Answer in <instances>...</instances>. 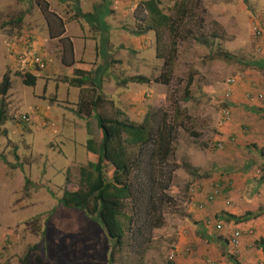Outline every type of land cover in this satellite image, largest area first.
<instances>
[{"label": "rangeland", "instance_id": "1", "mask_svg": "<svg viewBox=\"0 0 264 264\" xmlns=\"http://www.w3.org/2000/svg\"><path fill=\"white\" fill-rule=\"evenodd\" d=\"M57 1L16 0L12 9L8 6L3 9V5L11 1L0 0V35L8 33L9 36L3 42L0 39V78L3 67L9 65L11 54L15 52L9 47L20 40L31 43L20 57L29 60L33 52H38L48 64L44 71L29 67V73L37 78L35 87L24 85V75L12 73L17 76L12 79L13 97L5 98V117L0 127V259L7 264L264 263V248L258 244L264 241V166L250 163L254 158L261 160L264 153L259 146L254 148L253 143L244 142L242 138H253L264 126V102H252L247 97L248 94H264V0H192L194 4L199 1L200 11H205L208 32L217 28L224 33V39L221 49L193 38L180 41L169 85L162 83V75L168 67L165 60L156 57L155 33L136 34L137 27L143 25L147 16L144 4L148 0H106L107 9L111 11L107 26L109 29L113 25L114 29L110 35L105 33L103 42L101 39L104 55L96 59V64L89 62L95 73L94 83L101 87L89 85L85 91L66 81L76 77L75 69L66 70L59 65L60 60L66 66L71 58L73 64L75 58L71 54L59 58L33 46V41L39 39L44 43L50 40L52 44L49 32L51 36L61 32L64 23L57 12L68 15L67 11H75V6L60 7ZM176 2L160 0V7L164 13L172 14ZM90 8L81 6L80 9L84 12ZM26 13L30 15L27 24L18 21L22 19L21 14ZM82 22L89 34L100 35L92 32L85 20ZM258 26L263 33L256 38L254 28ZM214 49L224 50L233 58H218ZM86 56L82 59L86 60ZM83 63L78 64L79 68L89 69ZM75 66L77 68V64ZM138 75L154 82L123 84ZM189 77L194 80L188 88L191 100L185 102ZM231 77L238 78V83L229 101L225 99V83ZM100 94L105 102L95 111L88 105V99ZM237 94L249 101L241 104L240 109L251 114L255 128L259 127L254 132L253 125L245 123L243 133L235 134L229 144L217 136L222 134L219 125L223 110L228 103L233 106ZM81 97L86 106L84 113L79 114ZM2 100L0 94V108ZM176 106L187 111L189 120H185V130H179L174 161L179 168L181 147L187 138L193 137L192 133L205 137L207 146L202 150L208 154L213 167L203 174H208L210 182L204 188L198 182L201 178L175 179L177 168L167 193L171 201L163 206L165 223L159 229L152 226L155 219L149 222L147 195L135 193L129 203L133 221L128 244L112 263L110 254L115 242L107 236L99 217H89L81 210L67 209L59 203L65 191H77L81 187V169L87 166V123L100 142L96 112L115 117L119 110L136 123L151 114L152 131L157 133L165 113L172 117ZM23 116L29 118V123L22 121ZM258 135L264 139V134ZM239 141L244 144L245 152L238 151L242 156L238 161L227 156V152L233 146H242ZM219 142L223 144L220 149ZM239 174H249L247 195L251 211L247 212L252 215L245 221H239L246 215L243 211L233 215L234 220L222 213L219 221L213 215L199 219L197 212L208 211L216 202L226 204L231 198L229 194L218 193L210 202L207 198L211 193L220 188L236 193L244 191L236 184L240 179L234 178ZM26 181L30 183L27 189ZM191 186L196 190L194 198L202 194L204 200H191L185 206L183 201L187 200ZM198 202H204V206L198 207ZM237 230H241L242 240L248 239L249 250L245 256L227 245V238Z\"/></svg>", "mask_w": 264, "mask_h": 264}, {"label": "trees", "instance_id": "2", "mask_svg": "<svg viewBox=\"0 0 264 264\" xmlns=\"http://www.w3.org/2000/svg\"><path fill=\"white\" fill-rule=\"evenodd\" d=\"M160 4V0L145 2L147 16L143 25L137 27L136 34L155 33L156 57L165 60V65L168 67V71L162 75V83L169 85L174 73L173 65L177 58L180 41L193 38L211 48L221 49L220 43L224 39V33L216 30L217 28L208 32L205 27V11H200L199 1L194 4L192 0H177L172 14L164 13ZM75 9L77 15L83 16L94 31H101L99 26H95V21L101 25L102 30L106 29L107 25L103 24L96 14H83L79 8ZM197 25L198 28H194ZM214 55L222 59L233 58L224 50L214 49ZM22 58L24 57L19 58V67L15 72L24 75V85L35 87L37 78L29 73L30 68H27L25 72L22 71ZM75 75L73 79L66 80L70 85L82 91L87 90L89 85H95L94 72L78 68L75 70ZM193 81V78L189 77L183 97L185 102L191 100L188 88ZM128 82L152 84L154 80L138 75L123 81V84ZM95 86L94 88L98 89L101 87ZM11 88L12 72L8 70L0 83V94L3 96L0 127L5 117V98ZM104 102L105 99L101 94L88 99V105L95 111L100 109ZM78 106L79 114L84 113L83 107L86 104L83 97L80 98ZM174 109L172 117L165 113L157 133L152 131L151 114H147L141 123H136L125 118L124 113L119 110L116 111L115 117L96 112L94 117L101 135L100 142L87 123L85 138L87 166L81 169V187L77 191H65L59 203L67 209L81 210L89 217H99L107 236L115 242L110 254L112 263L116 260L118 252H122L128 244L133 221V216L129 214V203L134 199L135 193L147 195L149 222L151 223L150 219H155L152 226L158 229L164 226L163 206L171 201L167 193L178 168L174 161L175 146L179 130H185V120H189L187 111L180 106ZM22 121L29 123L30 120L26 121L22 118ZM191 136L199 137L197 133H192ZM29 184L26 181V189ZM251 215V212H247L245 216L239 218V221H245ZM227 219L235 218L227 215ZM139 231L141 232V229ZM201 235L204 236V234ZM258 244L264 248V241ZM168 264L175 263L168 262Z\"/></svg>", "mask_w": 264, "mask_h": 264}, {"label": "crops", "instance_id": "3", "mask_svg": "<svg viewBox=\"0 0 264 264\" xmlns=\"http://www.w3.org/2000/svg\"><path fill=\"white\" fill-rule=\"evenodd\" d=\"M11 2H6L3 6V9H7L10 7V9H12L15 6V2L16 0H10ZM58 2V6L62 7V6H75L76 8H81L82 7H87V6H91L90 9H88V11L84 12L82 11V9L79 8V10L83 13V14H96L97 18L99 20H101V22L103 24H106L109 21V15L111 14V11H108L107 8V1L106 0H59ZM19 3V1H18ZM70 4V5H69ZM68 15H64L61 13H56V15L59 17V19H61L64 23V25H62V29L61 32L56 34V35H50L49 32V36L48 38H51L52 44L50 42V40L47 43L42 42L41 39L39 40H35L34 36H32L34 38L35 41H33L34 43V49H39V50H43L45 53L48 54H53L54 56L58 55L59 58L60 56H62L63 54H71L73 56V58H75V61L72 64V58L70 60H68V64L65 66L63 65V63L60 62L59 60V65L62 67H64V69H78L79 68V63H83L84 66L89 67V69H85V68H79V69H84L86 71H91L92 70V66L90 65V61L92 60L94 62V64H96V59L100 58L101 54L104 55L105 49H101V39L102 42L105 39V33L107 35H110L112 32V30L114 29L113 25L106 26V29L102 30L101 25H98V22L95 21L94 24L95 26H99V29L101 31L97 32L100 33V35H96V33H91L89 34L88 32V28L84 25V23L82 22V20H85L83 18V16H79L77 15L76 9L75 11H67ZM22 15V19H19L18 21L22 20V23L28 22L30 15L28 13L26 14H21ZM77 15V16H76ZM86 21V20H85ZM88 24V23H87ZM89 25V24H88ZM27 27L29 28L27 25H23V28ZM89 27L91 28V26L89 25ZM112 27V28H111ZM92 32L93 29L91 28ZM110 31V32H109ZM85 32H87L89 35L85 34ZM110 33V34H109ZM0 39L3 42V40L5 39H9L8 33L5 35H0ZM31 43H29V41H26V39H24V42H14L10 47L9 50L15 51L13 52V54H11V58L9 60V65L6 67L4 66L2 69V73H1V78L0 81H2V78L4 76V74L6 73V71L10 70L12 73H16L15 71L18 69L19 67V56L25 52V50L28 49V45H30ZM5 47H7L5 45ZM30 47V46H29ZM8 48V47H7ZM4 49V46H3ZM3 52V50H2ZM87 55V56H86ZM83 56H86V60L82 59ZM62 61V60H61ZM71 62V63H70ZM72 64V65H71ZM77 64V68L75 65ZM13 78H17V76H15V74L12 75V79ZM77 88V87H75ZM237 90V89H236ZM7 95H10V97L12 98V88L10 89V91L8 92ZM238 96V94H237ZM239 97V98H238ZM236 98V96L234 97V103L232 104V118L230 120L229 123L227 124H221L220 122V130L222 132V134L219 136H217L218 138H221V140L226 141V143L230 144V141H234V135L237 134L238 136L241 134V132L243 133V129H245L244 124L247 123L250 124L249 125H253L252 130L255 132V129L257 130L259 126H257L255 128L254 123L252 122L253 118H251V114H249L248 112H245L244 109H240L241 104L243 103H248L249 101L243 100L242 98H240V96H238ZM186 106H184L185 108ZM263 127V128H262ZM262 129V130H261ZM261 134H264V126L260 127V132ZM257 133L254 134V137L251 138V136H246V137H242L244 142H248V143H253V147H260L261 148V153H264V139H262ZM206 138L202 136V138L197 137V138H187L186 141L184 142V144L181 147V153H182V157L180 159L179 163V168L177 169L178 171L175 174V179L178 180H182L185 181L187 180H194L197 178H201L198 182H200L201 185L204 186V188L209 184V179L208 178V174H203V171H206L210 168L213 167V163L209 160L210 158H207L208 154H205L204 150H202V148L204 146H207V144L205 143ZM240 142V147L237 146H233L231 148V151L227 152V156L229 157H233L235 159H237L238 161L240 159H242V156L240 153H238V151L240 152H245V148H244V144ZM251 145V144H250ZM235 147L239 150H234ZM249 150V149H248ZM252 155H255L252 153ZM251 160V159H250ZM220 163V162H217ZM251 164L253 165H260V163H262V165L264 166V156L263 158H261V160H259L258 158H254V160H252V162L250 161ZM249 174L247 175H243V174H239V176L235 177V179H240L239 181L236 180V184L239 188H244V191L241 192H237L236 191H228V190H223L222 188L219 189V192L221 195L226 196L227 194L230 195V200L228 203L226 204H220L219 202L213 203V205L211 206V208L208 211H199L197 212V216L199 217V219H206L205 217L207 216H211L213 215L215 219H217L218 221L220 220L221 216L220 213L225 214V215H238V211H243L242 213H247V211H251L250 210V204L248 202L249 200V193L248 190L250 189V181L248 180ZM251 177V176H250ZM216 179V176L215 178ZM233 179V178H232ZM234 182V181H233ZM234 184V183H233ZM246 185V186H244ZM248 185V186H247ZM235 186V185H234ZM209 189V188H208ZM248 193V195H247ZM196 199H202L203 195H197ZM213 213V214H211ZM242 224V223H241ZM217 228L219 229L220 227L217 226ZM205 233V232H204ZM206 234V233H205ZM210 234V233H208ZM229 237L227 238V245L230 247L229 245V241H228ZM247 238L245 239H241L240 241V246L238 248V250H236L237 253L242 254L243 256L246 255V253H248L247 251L248 249V245H247ZM181 243H182V239H181ZM180 243V245H181ZM224 247V246H223ZM221 255H223V253L221 252ZM262 264V263H261Z\"/></svg>", "mask_w": 264, "mask_h": 264}, {"label": "built area", "instance_id": "4", "mask_svg": "<svg viewBox=\"0 0 264 264\" xmlns=\"http://www.w3.org/2000/svg\"><path fill=\"white\" fill-rule=\"evenodd\" d=\"M255 32V37L256 38H259L261 37L263 31L262 29L258 26V27H255L254 28ZM30 41V40H29ZM22 62V71L25 72V70L29 67H33V68H36L40 71H44L47 69L48 67V64L45 60L44 57H42L38 52H33L31 54V57L29 58V60L25 59V58H22L21 60ZM238 83V78L236 77H231V78H228L226 83H225V99L226 100H230L232 95H233V90L235 88V86L237 85ZM248 99L250 101H261V102H264V94H258V95H252V94H248L247 95ZM24 120L28 121V117L27 116H24L23 117ZM231 120V110L227 107L223 110V113H222V124H225V123H228L229 121ZM218 147L219 149L222 148V144H218ZM195 188L194 186H192L190 189H189V195H188V198L187 200H185V202L183 201V204L186 206L191 200L194 201V198L192 197L193 194H195ZM219 191H215L213 194L211 193L209 196H208V201H213L214 199H216L217 197V194H218ZM198 207L202 208L204 206V202H198ZM249 233H251V231H249ZM241 238H242V232L241 230H237L233 233V235L231 236V238L229 239V245L231 246V248H233L234 250H238L239 246H240V241H241ZM0 264H7L6 262L2 261L0 259ZM264 264V263H262Z\"/></svg>", "mask_w": 264, "mask_h": 264}, {"label": "clouds", "instance_id": "5", "mask_svg": "<svg viewBox=\"0 0 264 264\" xmlns=\"http://www.w3.org/2000/svg\"><path fill=\"white\" fill-rule=\"evenodd\" d=\"M77 88H78V87H77ZM231 98H232V97H231ZM230 100H231V99H230ZM230 100H229V101H230ZM252 102H253V101H252ZM227 107L231 110V118H232V106H231V104L228 103L227 106H226L225 108H227ZM225 108H224V109H225ZM229 122H230V121H229ZM229 122H228V123H229ZM221 124H222V119H221ZM225 124H227V123H225ZM218 144H222V142H219ZM218 144H217V147H218ZM222 146H223V144H222ZM191 187H192V186H191ZM191 187H190V188H191ZM194 196H195V195H194ZM194 196H193V198H194ZM196 196H197V195H196ZM194 200H196V198H194ZM4 262H5V261H4Z\"/></svg>", "mask_w": 264, "mask_h": 264}]
</instances>
